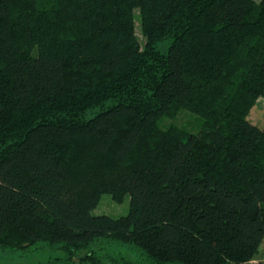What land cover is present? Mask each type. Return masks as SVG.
<instances>
[{"label":"trees","instance_id":"1","mask_svg":"<svg viewBox=\"0 0 264 264\" xmlns=\"http://www.w3.org/2000/svg\"><path fill=\"white\" fill-rule=\"evenodd\" d=\"M258 96L264 0H0V247L58 244L45 264H104L112 245L128 250L112 264L251 260ZM179 109L199 131L160 126ZM103 192L127 213L93 214Z\"/></svg>","mask_w":264,"mask_h":264},{"label":"rangeland","instance_id":"2","mask_svg":"<svg viewBox=\"0 0 264 264\" xmlns=\"http://www.w3.org/2000/svg\"><path fill=\"white\" fill-rule=\"evenodd\" d=\"M259 1V0H255ZM136 32L141 40V35L138 29ZM167 43L165 42L160 48L165 49ZM248 120L258 125L264 126V96H258L252 102L248 116ZM203 119L196 113L190 112L185 109H179L173 116L164 115L160 118L159 124L162 127L176 125L184 128L189 132H197L201 128ZM129 209V196L126 194L121 202L113 199L110 192H103L99 195L94 207L92 208L93 214H107L112 217L125 215ZM86 250H82L73 257L72 261L78 262L77 256H82ZM128 254V250L123 246H110L104 248L97 254L101 255L104 264H112L109 260L104 259L106 255L112 253ZM65 254L58 244L47 245L42 241L29 244L21 248H5L0 247V264H45L49 260L56 258H64ZM264 262V238L259 245L257 253L249 260L241 264H262Z\"/></svg>","mask_w":264,"mask_h":264}]
</instances>
